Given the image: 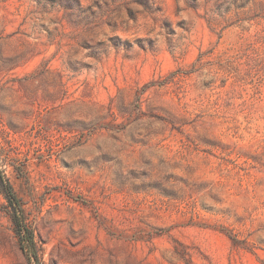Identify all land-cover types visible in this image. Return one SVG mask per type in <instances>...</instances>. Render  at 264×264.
Listing matches in <instances>:
<instances>
[{
  "label": "rangeland",
  "instance_id": "374dc122",
  "mask_svg": "<svg viewBox=\"0 0 264 264\" xmlns=\"http://www.w3.org/2000/svg\"><path fill=\"white\" fill-rule=\"evenodd\" d=\"M0 145V264H264V0H0Z\"/></svg>",
  "mask_w": 264,
  "mask_h": 264
},
{
  "label": "trees",
  "instance_id": "16d2710c",
  "mask_svg": "<svg viewBox=\"0 0 264 264\" xmlns=\"http://www.w3.org/2000/svg\"><path fill=\"white\" fill-rule=\"evenodd\" d=\"M4 148L0 145V161L5 160L4 154ZM0 189L3 191L6 200L9 204L8 214L11 219L12 225H13V232L15 233V236L19 239V242L21 243V247L28 253L31 254L35 259L36 257V251H35V242L32 232L24 227V221L22 219L23 217V209L20 204L19 199L16 197L12 186L8 180V178L5 176V171L1 169L0 165ZM233 243H236V239L233 237H229ZM185 258V257H183ZM186 264H189V261L187 259H183Z\"/></svg>",
  "mask_w": 264,
  "mask_h": 264
}]
</instances>
